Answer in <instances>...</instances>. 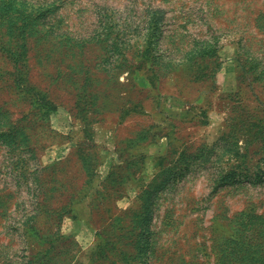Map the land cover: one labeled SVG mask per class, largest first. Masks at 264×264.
<instances>
[{"label": "rangeland", "instance_id": "374dc122", "mask_svg": "<svg viewBox=\"0 0 264 264\" xmlns=\"http://www.w3.org/2000/svg\"><path fill=\"white\" fill-rule=\"evenodd\" d=\"M0 264H264V0H0Z\"/></svg>", "mask_w": 264, "mask_h": 264}]
</instances>
